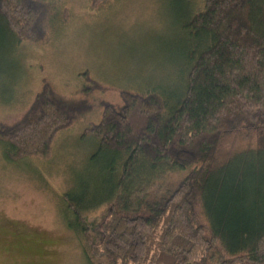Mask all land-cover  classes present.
I'll list each match as a JSON object with an SVG mask.
<instances>
[{"label": "trees", "instance_id": "obj_1", "mask_svg": "<svg viewBox=\"0 0 264 264\" xmlns=\"http://www.w3.org/2000/svg\"><path fill=\"white\" fill-rule=\"evenodd\" d=\"M105 1L91 0L92 8ZM47 5L0 0L5 36L45 40ZM190 13L182 90H127L121 102L101 100L100 121L83 132L97 140L90 161L104 156L107 177L91 201L73 190L64 200L89 259L264 264V0H203ZM83 75V98L60 95L44 80L24 117L0 125L10 160L47 157L56 135L89 115L86 97L106 88ZM104 204L94 242L83 214Z\"/></svg>", "mask_w": 264, "mask_h": 264}, {"label": "rangeland", "instance_id": "obj_2", "mask_svg": "<svg viewBox=\"0 0 264 264\" xmlns=\"http://www.w3.org/2000/svg\"><path fill=\"white\" fill-rule=\"evenodd\" d=\"M43 1L41 42L5 36L0 22V125L24 117L44 80L60 95L83 98L87 72L106 92L86 97L92 111L56 135L47 157L12 161L5 152L13 148L0 142V264H113L106 256L89 259L85 235L70 227L76 222L65 194L91 201L107 177L104 156L90 161L97 140L83 132L100 121L101 100L119 102L127 90H182L187 24L203 0H106L96 8L91 0ZM108 211L104 204L83 214L94 242Z\"/></svg>", "mask_w": 264, "mask_h": 264}]
</instances>
